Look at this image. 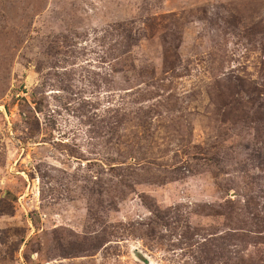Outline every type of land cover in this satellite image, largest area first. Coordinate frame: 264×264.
<instances>
[{"label": "rangeland", "instance_id": "1", "mask_svg": "<svg viewBox=\"0 0 264 264\" xmlns=\"http://www.w3.org/2000/svg\"><path fill=\"white\" fill-rule=\"evenodd\" d=\"M0 264H264V0H0Z\"/></svg>", "mask_w": 264, "mask_h": 264}]
</instances>
